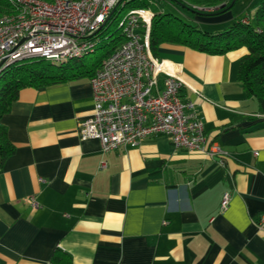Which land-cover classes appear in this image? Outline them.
<instances>
[{
  "label": "crops",
  "instance_id": "0c3cea01",
  "mask_svg": "<svg viewBox=\"0 0 264 264\" xmlns=\"http://www.w3.org/2000/svg\"><path fill=\"white\" fill-rule=\"evenodd\" d=\"M189 6L198 8L186 22L205 32L233 22L229 10ZM246 54L157 50L187 85L181 97L209 141L228 153L223 165L163 135L108 153L81 140L89 77L20 90L1 119L15 153L0 171V264H264V117L236 80Z\"/></svg>",
  "mask_w": 264,
  "mask_h": 264
},
{
  "label": "built area",
  "instance_id": "2783aa9c",
  "mask_svg": "<svg viewBox=\"0 0 264 264\" xmlns=\"http://www.w3.org/2000/svg\"><path fill=\"white\" fill-rule=\"evenodd\" d=\"M11 1L15 12L0 17V71L30 59L55 64L82 59L96 48L97 41L90 37L122 2ZM147 1L153 4V0ZM152 18L150 8L136 7L119 20L123 41L89 80L94 106L92 114L80 124L78 136L81 140H97L102 153H108L134 148L146 138L163 135L175 148L216 159L223 165L229 155L209 141L194 103L181 97L187 85L178 70L150 50ZM104 167L101 162L100 168ZM229 199V193H225L222 210ZM27 202L32 209L38 208L33 199ZM258 226H264V217Z\"/></svg>",
  "mask_w": 264,
  "mask_h": 264
},
{
  "label": "trees",
  "instance_id": "16d2710c",
  "mask_svg": "<svg viewBox=\"0 0 264 264\" xmlns=\"http://www.w3.org/2000/svg\"><path fill=\"white\" fill-rule=\"evenodd\" d=\"M51 2L52 0H42ZM163 2L164 0H154ZM182 7L197 11L189 4L179 0ZM192 3L216 8L215 13L230 10L236 0H189ZM232 2H234L232 4ZM124 6L122 7L121 5ZM232 4V5H231ZM141 0H122L111 12L109 18L101 28L90 37L99 42L108 37L106 42L97 46L94 51L78 61L55 64L44 59H30L19 62L0 71V171L6 160L15 153L14 146L9 142L6 128L1 119L8 114L13 102L18 99L20 90L24 88H45L62 84L80 77L91 78L96 70L123 41L118 29L119 15L126 7L150 8L153 18L149 34V46L152 54L158 58L157 50L163 44L178 45L210 55H222L229 51L246 48L247 54L237 64L236 80L242 87L245 96L253 99L257 104L258 115L264 117V1L256 6L253 16H246L234 21L227 29L220 32H201L197 25L184 23L179 18L159 10L155 6ZM220 7H223L222 9ZM15 12V5L11 0H0V17ZM247 19V22H243ZM112 25L117 29L109 34ZM113 37V39H112ZM108 46V47H107ZM102 51L95 55V51ZM59 251H55L52 261L59 258Z\"/></svg>",
  "mask_w": 264,
  "mask_h": 264
},
{
  "label": "rangeland",
  "instance_id": "374dc122",
  "mask_svg": "<svg viewBox=\"0 0 264 264\" xmlns=\"http://www.w3.org/2000/svg\"><path fill=\"white\" fill-rule=\"evenodd\" d=\"M141 1H143V0H141ZM144 1L149 3L147 0H144ZM261 1H264V0H236L235 3L233 4V6L231 7V9L229 10V12L234 15L233 22L236 21L237 19H240V18L245 17V16H251L252 17L253 14L256 11V6ZM152 3L153 4H151L150 7L151 6H153V7L155 6V8L157 7L159 10H162L165 13L171 14V15L179 18L184 23H187V24H190V25H192V24L186 22V18L187 19H189V18L193 19V18L196 17V13L195 12H193L189 8L182 7L181 5H179L178 2H174L175 4L172 5V3L168 4V3H164L162 1L159 2V1H154L153 0ZM187 4H191V1L187 2ZM131 8L132 7L124 8L122 10V12L120 13V15H119V20H121ZM201 28H202V29H200L201 32H205V31L208 30L207 28H205L203 26ZM115 29H117V26L116 25H112L110 27V29H109V34L108 35L111 36L113 31H115ZM103 38H104V40L99 42V44H97V46H100V45L102 46L101 43L106 42L107 39H108V37H103ZM112 39H113V37H112ZM101 51H102L101 49L96 50L94 56L98 55ZM24 62H28V60H25Z\"/></svg>",
  "mask_w": 264,
  "mask_h": 264
},
{
  "label": "water",
  "instance_id": "95a60500",
  "mask_svg": "<svg viewBox=\"0 0 264 264\" xmlns=\"http://www.w3.org/2000/svg\"><path fill=\"white\" fill-rule=\"evenodd\" d=\"M233 3H234V2H232V4H233ZM232 4H231V5H232ZM220 8L222 9L223 7H220Z\"/></svg>",
  "mask_w": 264,
  "mask_h": 264
}]
</instances>
